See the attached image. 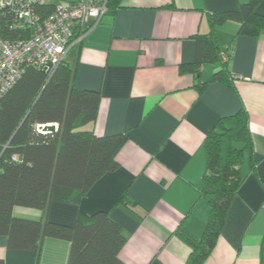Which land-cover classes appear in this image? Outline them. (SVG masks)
I'll return each mask as SVG.
<instances>
[{
	"label": "crops",
	"instance_id": "crops-1",
	"mask_svg": "<svg viewBox=\"0 0 264 264\" xmlns=\"http://www.w3.org/2000/svg\"><path fill=\"white\" fill-rule=\"evenodd\" d=\"M244 1L113 0V11L64 58L73 84L100 94L94 119L83 126L127 135L117 166L73 200H49L44 209L14 205L12 213L71 224L78 210H103L125 235L119 257L126 264H184L190 248L175 229L200 236L208 216L199 193L204 137L219 117L243 108L251 148L205 264H264V31L237 33L233 19L214 26L231 85L210 80L218 61L201 64L207 83L200 90L190 71L179 70L195 57L193 35L210 30L209 14ZM255 9L264 15V0ZM69 247L67 239L44 236L35 257L30 248H9L0 234L3 264H67Z\"/></svg>",
	"mask_w": 264,
	"mask_h": 264
},
{
	"label": "trees",
	"instance_id": "trees-1",
	"mask_svg": "<svg viewBox=\"0 0 264 264\" xmlns=\"http://www.w3.org/2000/svg\"><path fill=\"white\" fill-rule=\"evenodd\" d=\"M259 0H246L235 8L209 14L210 30L193 35L195 57L182 62L180 71H190L198 90L204 62H219L210 80L231 85L227 70L228 54L214 36V26L226 19L238 23L237 33L256 37L264 31V15L255 9ZM107 12L115 2L106 0ZM42 14L52 3L42 5ZM27 28L0 25V38H25ZM227 58L222 60V54ZM73 67L65 58L45 69L27 66L0 95V234L9 248H30L35 257L44 236L69 241L67 264H126L119 257L125 235L106 211L86 214L78 210L71 224L15 216L14 205L44 209L49 200L70 201L86 191L105 171L117 166L116 153L127 138L122 132L96 135L83 125L96 115L99 91L73 84ZM54 123V130H41L39 124ZM202 148L205 168L200 195L207 196L208 216L200 236L183 227L175 233L189 246L184 264H205L224 223L230 199L243 180V154L251 148L247 114L239 108L219 117L206 134ZM0 264H3L0 258Z\"/></svg>",
	"mask_w": 264,
	"mask_h": 264
},
{
	"label": "built area",
	"instance_id": "built-area-1",
	"mask_svg": "<svg viewBox=\"0 0 264 264\" xmlns=\"http://www.w3.org/2000/svg\"><path fill=\"white\" fill-rule=\"evenodd\" d=\"M48 3L52 8L42 14L40 7ZM106 10V0H0V25L29 32L25 38H0V95L27 66L54 67Z\"/></svg>",
	"mask_w": 264,
	"mask_h": 264
},
{
	"label": "water",
	"instance_id": "water-1",
	"mask_svg": "<svg viewBox=\"0 0 264 264\" xmlns=\"http://www.w3.org/2000/svg\"><path fill=\"white\" fill-rule=\"evenodd\" d=\"M56 125L54 123L39 124L41 130H54Z\"/></svg>",
	"mask_w": 264,
	"mask_h": 264
},
{
	"label": "rangeland",
	"instance_id": "rangeland-1",
	"mask_svg": "<svg viewBox=\"0 0 264 264\" xmlns=\"http://www.w3.org/2000/svg\"><path fill=\"white\" fill-rule=\"evenodd\" d=\"M51 1H57V0H51ZM60 1L67 2V1H69V0H60Z\"/></svg>",
	"mask_w": 264,
	"mask_h": 264
}]
</instances>
